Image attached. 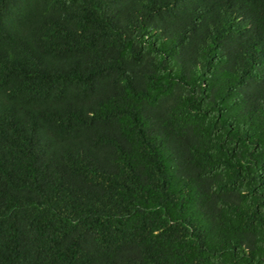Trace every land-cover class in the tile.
<instances>
[{"label": "trees", "instance_id": "16d2710c", "mask_svg": "<svg viewBox=\"0 0 264 264\" xmlns=\"http://www.w3.org/2000/svg\"><path fill=\"white\" fill-rule=\"evenodd\" d=\"M0 264H264V0H0Z\"/></svg>", "mask_w": 264, "mask_h": 264}]
</instances>
